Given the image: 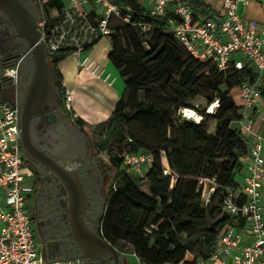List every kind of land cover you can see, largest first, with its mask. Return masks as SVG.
Listing matches in <instances>:
<instances>
[{"label": "trees", "instance_id": "16d2710c", "mask_svg": "<svg viewBox=\"0 0 264 264\" xmlns=\"http://www.w3.org/2000/svg\"><path fill=\"white\" fill-rule=\"evenodd\" d=\"M110 1L122 16L129 15L131 23H148L152 31L144 38L129 23L118 20L112 25L108 60L123 79L125 91L102 124L106 125L105 132L122 140V128L132 125L155 138L152 145L133 134L123 140L124 153L152 156L151 167L139 177L126 172L122 149L120 156H107L117 177L107 189L96 231L118 252L117 245L130 246L140 264H197L214 253L216 239L226 225L243 228L242 219L222 211V199L227 190L238 187L234 178L247 154L246 140L230 128L243 107L241 86L255 83L258 75L248 62L241 70L222 73L211 62L193 58L169 30L171 13L151 16L134 0ZM187 4L192 10L209 14L208 7L196 0ZM54 5H59L58 1L46 4L44 9ZM69 55V50L47 55L63 106L58 66ZM259 90L264 99V81L259 82ZM140 92L143 101L137 98ZM199 96L203 104L195 107ZM214 104L215 111L209 114L207 109ZM184 109L195 111L201 121L187 120L181 114ZM73 121L97 148L104 150L106 140L97 130L102 124L93 129L80 119ZM210 121L215 122L212 133L205 126ZM164 161L170 169L165 176ZM204 179L217 185L208 203L202 201ZM139 180L147 182L148 194L139 188ZM190 245L198 247L196 255Z\"/></svg>", "mask_w": 264, "mask_h": 264}, {"label": "built area", "instance_id": "2783aa9c", "mask_svg": "<svg viewBox=\"0 0 264 264\" xmlns=\"http://www.w3.org/2000/svg\"><path fill=\"white\" fill-rule=\"evenodd\" d=\"M58 1L47 11L44 6ZM189 0H153L151 16L162 17L169 8V30L195 59L211 62L222 73L241 70L245 62L257 72L255 83L241 86L243 107L235 120L239 132L249 134L248 163L242 182L235 190H227L222 199V211L244 221L243 228L226 225L215 242V251L197 264H264V214L260 201L264 191V138L251 130L254 109L261 107L259 82L264 81V30L256 22L244 20L238 14L239 4L248 0H221L223 19L195 18L187 4ZM39 9V42L46 56L69 50L77 57L76 67L100 77L99 66L91 59L93 47L112 33V21L119 20L135 27L147 38L152 25L131 23L129 15L122 16L110 0H33ZM146 46V43H143ZM17 64L4 71L5 77L15 80ZM63 104L70 114L74 92L62 83ZM211 106L207 109L209 110ZM184 117L183 110L181 111ZM187 120H190L186 118ZM126 172L134 177L144 174L152 164L150 154L127 152L122 156ZM22 142L19 112L15 104L0 100V264H50L36 240L28 214L29 188L22 175ZM170 169L163 162V175ZM202 201L208 203L217 188L214 180H201Z\"/></svg>", "mask_w": 264, "mask_h": 264}, {"label": "flooded vegetation", "instance_id": "af4514ba", "mask_svg": "<svg viewBox=\"0 0 264 264\" xmlns=\"http://www.w3.org/2000/svg\"><path fill=\"white\" fill-rule=\"evenodd\" d=\"M19 1L38 31L39 9L33 0ZM34 63L27 41L20 36L8 14L0 8V100L15 104L19 112L21 138L24 140L21 172L24 183L29 188L27 209L35 238L42 242L45 252L44 240L48 232L46 224L56 211L57 218L69 230L70 240L66 249L68 257L83 260L82 264H110V257L88 258L72 238L67 212L69 189L49 168L46 159H53L65 168L77 167L85 195L84 220L94 232L97 231L93 219L100 199L98 187L94 184L98 182L97 174L87 157L88 138L67 115L54 80L53 87L57 93L55 99L51 98L45 105H29L28 94ZM15 64L18 66L16 79L11 80L5 77L4 71ZM72 127L80 130L85 138L74 133Z\"/></svg>", "mask_w": 264, "mask_h": 264}, {"label": "crops", "instance_id": "0c3cea01", "mask_svg": "<svg viewBox=\"0 0 264 264\" xmlns=\"http://www.w3.org/2000/svg\"><path fill=\"white\" fill-rule=\"evenodd\" d=\"M134 1L147 10L151 8L153 2V0ZM196 1L207 6L209 14L204 15L198 10H192L195 18L211 19L216 22H220L223 19L221 0ZM171 11L172 9L169 8L167 13H171ZM238 14L244 20L256 22L260 31L264 30V0H248L247 5L239 4ZM110 49L109 38H102L91 50L90 57L99 66L101 72L99 78L89 72L79 71L76 67L77 57L74 55H69L58 66L63 84L68 90L74 92V105L72 112L69 114L70 118L72 120L80 119L93 129L108 121L117 101L122 98L125 91L123 79L108 60ZM260 103L261 107L254 109L251 113L253 121L251 130L264 138V99L261 98ZM230 128L240 130L235 121L231 122ZM240 133L246 140L247 145H249L252 137L245 132ZM262 154L264 157V142ZM248 161L246 157L242 169L234 178V182L237 185L242 182L244 168ZM260 207L264 214V191ZM48 261L51 262L52 260Z\"/></svg>", "mask_w": 264, "mask_h": 264}, {"label": "water", "instance_id": "95a60500", "mask_svg": "<svg viewBox=\"0 0 264 264\" xmlns=\"http://www.w3.org/2000/svg\"><path fill=\"white\" fill-rule=\"evenodd\" d=\"M0 8L8 14L16 25L20 36L27 41L34 56L35 65L29 87L28 103L29 105L35 103L45 105L51 98L55 99L57 93L53 87L52 67L47 59L43 44L39 42V31L31 23L27 10L19 0H0ZM72 130L79 137L85 138L84 134L76 127H72ZM21 142L24 145L23 137ZM46 160H48L46 163L49 168L69 189L67 212L72 238L76 240L78 246L88 258L96 256L110 257L113 264H120L118 250L97 232H94L84 220L85 195L81 188V177L77 173V167L65 168L53 159Z\"/></svg>", "mask_w": 264, "mask_h": 264}, {"label": "rangeland", "instance_id": "374dc122", "mask_svg": "<svg viewBox=\"0 0 264 264\" xmlns=\"http://www.w3.org/2000/svg\"><path fill=\"white\" fill-rule=\"evenodd\" d=\"M118 20H113L112 25L115 26L118 24ZM153 92H159L157 88H152ZM159 94V93H158ZM161 95V94H160ZM139 101H143V94L140 92L137 95ZM203 104L202 97H198L194 102V106L198 107V105ZM215 104L210 108L211 112L214 110ZM191 110V109H190ZM193 111V110H192ZM195 112V111H194ZM69 117L70 115L67 114ZM206 129L208 132L212 133L215 128V122H207ZM106 125L102 124L99 126L98 132L102 134L101 139L106 140V146L104 150H100L97 148L93 142V140H89L87 142V150H88V159L91 164L94 166L95 173L97 174L96 180L97 183H94L98 187V193L100 196L99 204L96 205V214L94 215L93 225L97 230L99 226V219L101 217L103 207L105 204L106 193L109 185L113 184V181L117 177V171L114 170L107 161L108 155L120 156L122 149V153H124V141L128 139L130 134L135 135L140 141L146 142L148 145H152L154 141V136L143 129L138 125H132L129 127L124 126L122 128V134L124 139H119L111 136L108 132H105ZM100 180V181H99ZM139 188L144 190L143 192L148 194V184L145 180H139L138 182ZM56 211L52 213L50 221L46 224L48 232L45 234V252L44 255L47 260H52L50 264H82L83 260H78L76 258L68 257L67 255V245L68 240H70L69 230L65 228L62 220L58 219L56 216ZM37 241L42 244L41 241L37 239ZM120 253V264H140L136 257L131 254L130 246L117 245ZM42 247V246H41ZM193 255H196L198 252V247L190 245ZM112 264V261H108Z\"/></svg>", "mask_w": 264, "mask_h": 264}, {"label": "bare ground", "instance_id": "6f19581e", "mask_svg": "<svg viewBox=\"0 0 264 264\" xmlns=\"http://www.w3.org/2000/svg\"><path fill=\"white\" fill-rule=\"evenodd\" d=\"M213 106V105H212ZM211 106V107H212ZM215 107H216V104H215V106H214V110L211 112V110L209 109L208 110V113L210 114V113H214V111H215ZM183 113H184V117L185 118H188V119H190V120H194V121H196V122H200L201 121V117L200 116H198L194 111H192V110H187V109H184L183 110Z\"/></svg>", "mask_w": 264, "mask_h": 264}]
</instances>
